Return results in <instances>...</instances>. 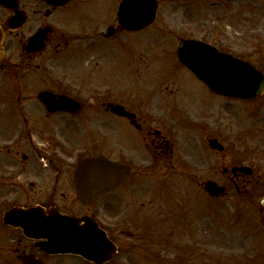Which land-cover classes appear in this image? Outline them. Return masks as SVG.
Instances as JSON below:
<instances>
[{"label":"rangeland","instance_id":"rangeland-1","mask_svg":"<svg viewBox=\"0 0 264 264\" xmlns=\"http://www.w3.org/2000/svg\"><path fill=\"white\" fill-rule=\"evenodd\" d=\"M120 1L72 0L70 32L88 35L45 64L70 70L73 80L96 70L144 123L140 131L108 120L109 152L132 166L116 208L108 206L123 227L114 230L120 251L109 264H264V93L251 100L215 94L177 56L179 40L191 37L264 71V0H158L149 28L97 37L117 24ZM213 137L225 150L210 146ZM240 162L254 175H233ZM208 179L228 193L211 197ZM44 264L91 263L53 256Z\"/></svg>","mask_w":264,"mask_h":264},{"label":"flooded vegetation","instance_id":"flooded-vegetation-1","mask_svg":"<svg viewBox=\"0 0 264 264\" xmlns=\"http://www.w3.org/2000/svg\"><path fill=\"white\" fill-rule=\"evenodd\" d=\"M72 4V0L63 5L19 0L18 12L25 17L20 26L12 21L18 12L0 5V24L5 33V54L0 60V258L4 264H34L38 260L44 264L53 256H75L44 252L38 246L39 240L28 237L23 226L17 225L16 217L5 220L11 208L41 206L56 208L63 214L94 217L114 240V230H123L119 213L114 222L108 210L120 201L122 183L101 187L86 196L81 195L77 185L78 168L87 158L101 156L121 161V156L108 149V120H118L117 127L120 121H128L114 111L123 99L110 91L103 77L94 76L96 70L86 68L89 79L85 81L70 79V70L45 68L46 63L76 43L67 24L76 15L77 6ZM45 28L46 45L41 47ZM49 49L54 53L46 57ZM135 113L140 121L141 116ZM144 129L142 123L139 130ZM91 133L97 135L94 140L88 137ZM237 176L244 178L242 173ZM23 220L20 218L21 224Z\"/></svg>","mask_w":264,"mask_h":264},{"label":"water","instance_id":"water-1","mask_svg":"<svg viewBox=\"0 0 264 264\" xmlns=\"http://www.w3.org/2000/svg\"><path fill=\"white\" fill-rule=\"evenodd\" d=\"M9 6L12 0H1ZM157 0H123L119 7L118 18L128 29H142L151 24L157 11ZM2 31L0 29V49ZM179 59L190 67L214 92L235 96L243 99L253 98L264 90V74L251 63L219 51L208 43L195 39H182L178 45ZM120 113L130 115L125 110ZM132 116V115H130ZM213 148L222 150L224 146L217 140L211 139ZM251 173L248 166L234 168ZM129 172V167L102 158H91L79 169L78 186L82 195L90 194L104 185H111L122 180ZM205 188L213 196H220L226 187L214 180L205 183ZM26 216L24 226L41 224L42 235L47 241L41 242L42 247L52 253L72 252L81 254L95 264H104L114 256L115 245L108 239L105 232L89 218L80 219L46 211L40 207L22 209ZM8 212L6 219H10ZM85 220L84 224L81 221ZM31 228V227H30ZM26 230L35 236L34 230Z\"/></svg>","mask_w":264,"mask_h":264}]
</instances>
